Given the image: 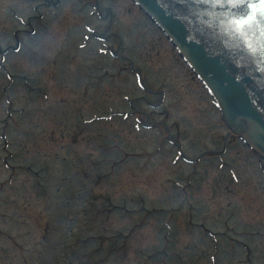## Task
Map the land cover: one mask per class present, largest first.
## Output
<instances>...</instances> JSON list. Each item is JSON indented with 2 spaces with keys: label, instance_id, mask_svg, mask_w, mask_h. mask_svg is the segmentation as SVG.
<instances>
[{
  "label": "rangeland",
  "instance_id": "1",
  "mask_svg": "<svg viewBox=\"0 0 264 264\" xmlns=\"http://www.w3.org/2000/svg\"><path fill=\"white\" fill-rule=\"evenodd\" d=\"M0 51V264H264V161L132 0H0Z\"/></svg>",
  "mask_w": 264,
  "mask_h": 264
},
{
  "label": "water",
  "instance_id": "2",
  "mask_svg": "<svg viewBox=\"0 0 264 264\" xmlns=\"http://www.w3.org/2000/svg\"><path fill=\"white\" fill-rule=\"evenodd\" d=\"M135 1L168 32L194 69L209 84L220 101L227 122L240 130L244 138L264 156V74L249 67L254 70V73H248L250 77L246 76L248 74L243 72L242 67L233 68L230 63L233 58L240 63H246L251 58L243 50L234 55L233 48L229 47L232 43H242L241 36L246 31L257 41L261 39L264 42V16L252 20L249 14L251 22L247 27L237 29L233 21L248 11L249 0H226L221 5L216 0ZM195 4L202 6L196 12L193 9ZM203 7L208 13L202 10ZM215 8H222L223 13ZM252 8L255 12L259 6ZM199 13L202 19H199Z\"/></svg>",
  "mask_w": 264,
  "mask_h": 264
},
{
  "label": "snow or ice",
  "instance_id": "3",
  "mask_svg": "<svg viewBox=\"0 0 264 264\" xmlns=\"http://www.w3.org/2000/svg\"><path fill=\"white\" fill-rule=\"evenodd\" d=\"M258 5V11H253L252 6ZM249 14L252 16V20H255L257 16H264V0H249L248 11L244 13L238 20L233 21L235 28H245L251 21L248 19Z\"/></svg>",
  "mask_w": 264,
  "mask_h": 264
}]
</instances>
